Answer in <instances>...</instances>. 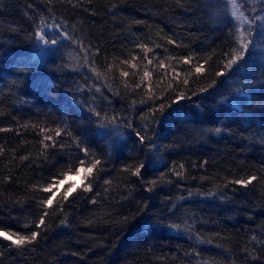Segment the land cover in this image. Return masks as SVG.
<instances>
[{"label": "trees", "instance_id": "1", "mask_svg": "<svg viewBox=\"0 0 264 264\" xmlns=\"http://www.w3.org/2000/svg\"><path fill=\"white\" fill-rule=\"evenodd\" d=\"M241 1L245 16L264 15L261 2ZM231 7L229 0H83L79 7L0 0V128L12 129L0 132V229L41 231L18 250L0 238V264H264V27L254 29L245 61L226 70L241 30ZM41 18L64 25L70 39L40 43L34 34ZM45 30L48 39H59L55 29ZM78 41L99 54L86 60ZM141 81L135 90L124 87ZM46 121L54 132H41ZM70 121L76 139L66 136L63 147L47 152L43 137H55L56 129L63 137ZM83 147L103 163L94 169L101 191L97 183L98 195L76 190L66 202L56 196L45 209L43 185L65 171L71 149ZM168 150L179 159L164 164L161 152ZM141 164L140 176L133 175ZM251 175L258 179L247 188L228 183ZM183 177L188 185L178 193L173 182ZM44 210L46 231L35 227ZM172 220L179 225L170 227ZM175 228L187 247L182 251L159 245L176 242Z\"/></svg>", "mask_w": 264, "mask_h": 264}, {"label": "snow or ice", "instance_id": "2", "mask_svg": "<svg viewBox=\"0 0 264 264\" xmlns=\"http://www.w3.org/2000/svg\"><path fill=\"white\" fill-rule=\"evenodd\" d=\"M59 2L71 4L74 7H79L80 4L83 2V0H80V2L75 3V4L73 3V0H59ZM87 2L91 3L92 0H87ZM48 3L52 4L53 0H48ZM229 3L232 5V16L241 21V30H240L239 34L237 35L238 47L234 48L232 50V52L228 54L229 59L227 60V62L224 65V68L226 70L231 69L233 65H239V63L241 61H245L246 56H248L250 54V46L253 44L254 29L257 26L264 27V15H256L254 12L252 17L245 16L244 13L241 12L239 7L237 6L236 0H229ZM261 3H262V7H261L260 11L264 12V0H261ZM257 21H259V25H257V23H256ZM136 23H142V21H136ZM244 24H246L248 26L246 31L243 29ZM48 27H51L57 31V33L59 35V39H57L55 36L51 39L47 38L48 33L45 29ZM34 35H35V38L45 46H47V45L56 46L60 42V39H63V40L70 39L69 34L66 31H64V25L58 24L55 20L52 21L51 25H48L43 18H41L40 24L37 26V30L35 31ZM77 43H78L81 51L84 52L86 60H87L90 53H91V55H98L99 54L98 49L94 53H92L89 48L84 46L83 42L78 41ZM167 43L176 45L178 47L181 46V45L177 44V42L175 40H172L170 38L167 40ZM138 47L143 49L145 52L152 51V49L148 48L147 44H139ZM156 47H161V45L157 44ZM132 59L135 60V59H137V57L133 56ZM145 59L147 60L148 64H152V60L148 59L147 56H145ZM180 59L182 60V62L184 64H191V62H192L191 57H181ZM206 62L207 61H205V63ZM121 63L128 64V63H130V61L124 60ZM131 66L133 68H135L136 64L132 63ZM163 66H164V61L161 60L159 62V65H157V67L163 68ZM202 68H203V64H197V66L195 67L194 70L196 73H200ZM92 71L97 75V77H99L101 75V73L95 67L92 68ZM108 71H111V65L108 66ZM224 74H225L224 71H217L215 73L216 76H223ZM120 75L122 77H127L129 75V73L127 71H124V72H121ZM144 75L148 76L149 73L147 71H145ZM167 75L168 74L165 73V76H167ZM187 83H188V81H187V79H185L183 81V84L186 85ZM214 83H215V81H213V84ZM141 86H142V81L140 84H136L135 86L130 85L127 82H125V84H124L125 88L133 87V90H135V88H139ZM203 91H207V88L203 89ZM184 98H185V94L180 93L178 99H184ZM162 109H163V106H161L160 110H162ZM95 115L97 117H99L100 113L96 112ZM104 119H107V117H105ZM112 122L113 123L115 122L114 117L112 118ZM104 126L105 125H103V124L101 125V127H104ZM22 127H28V125H23ZM32 127H36V125H32ZM40 130H41V132L51 131L50 129H45V128H41ZM7 131H12V129L0 128V132H7ZM217 131H219V129H217ZM67 134L71 135L70 132ZM60 135H61V130L56 129L55 130V136H60ZM137 136H139V139L141 142L145 141V137L143 135H141L139 132H137ZM52 140H53V136L45 135L43 137L41 143L43 144V147L45 149H47L49 147H55V143H52V144L46 143V141H52ZM76 144H77V147H80L78 140H76ZM61 147H63V145H61ZM81 151L84 153L85 157L89 156V150L87 147L81 148ZM3 152H4L3 146H0V154H3ZM21 159L28 160L29 156H23V157H21ZM100 163H101V161L98 158L94 159V162L92 163L91 167H88L87 169H85L83 166L84 161L81 160L80 166L78 168H76L74 171L72 169H69L68 171L62 172L61 176L63 177V179H59L58 177H54L52 182L49 183L47 186H45L42 189V191L53 192V189L55 187H57V184L58 183H64V181L68 178L69 174L79 175L80 173L84 172L85 170L90 174V173H92L93 169H95ZM204 163H207V161H205ZM143 167H144L143 164L139 165V167L135 168V170L132 172V174L135 176H140V172H141V169ZM180 167L183 168V165H181ZM176 174L180 175V173H176ZM6 179H10V177H6ZM257 179H258V177L256 175H251V176H248L246 178L232 179L228 183L232 184V185H239L240 187H243V188H247L250 184L253 183V181H256ZM105 183H110V181H105ZM152 184L155 185V181H152ZM73 187H75V185H73ZM225 187H227V185H225ZM235 190L236 189H233V191H235ZM84 191H91V185L84 186ZM148 191H152V188L150 187L148 189ZM71 194H72V188H68L67 191L64 192L63 202H66L68 200V197ZM55 198H56L55 193H53L51 196L46 197L45 199L41 200L40 204L42 206H44L45 209L51 208ZM91 202L94 204L96 203L95 200H92ZM59 210L63 211V203H61ZM49 215H50V212L47 210H44L39 215V218L36 221L35 227L37 229H41L43 231H46L47 227H46L45 218L48 217ZM24 226L28 227L29 225L25 224ZM40 235H41V231H35V230L32 231L28 235H22L19 232H10V231L0 230V238H3L6 241H10L11 245L15 246L17 248H20L26 244L34 243ZM252 239L256 240V237L253 236ZM0 255H2V253H0ZM249 255H252V254L249 253ZM252 258L255 260L260 259L259 256H255V255H252Z\"/></svg>", "mask_w": 264, "mask_h": 264}, {"label": "rangeland", "instance_id": "3", "mask_svg": "<svg viewBox=\"0 0 264 264\" xmlns=\"http://www.w3.org/2000/svg\"><path fill=\"white\" fill-rule=\"evenodd\" d=\"M244 1V4H246V5H248V6H253V1L254 0H242L241 2H243ZM256 1H258L259 3L261 2L260 0H256ZM236 3H237V0H236ZM238 6V5H237ZM239 7V6H238ZM239 9H240V7H239ZM240 11H241V9H240ZM230 12H232V7L230 8ZM241 12H243V11H241ZM235 18V17H234ZM236 19V21H238V23L241 25V21L240 20H238L237 18H235ZM243 27H248L246 24H244L243 25ZM69 105H72L73 106V104L74 103H68ZM49 125V122L47 123V121H46V123H44V127H45V129H50L51 131H49V132H54L53 131V129L54 128H52L53 127V124L52 125H50V126H48ZM73 125H74V123H73V121L71 122L70 121V126H68V128L66 129V131H67V133H71V135H68L67 133H66V135H64L63 137H61V138H59L58 136H55L54 137V135L52 134L51 136H53L54 138H53V140L51 141V143H55V147H49V148H47L46 149V151L47 152H49V151H55V150H57L59 147H61V145L60 144H62L63 142H65V140H66V136L68 137V138H70V139H74L75 137H76V133L77 132H75L74 133V131H72V127H73ZM65 131V132H66ZM76 139V138H75ZM132 145V146H131ZM137 145H138V143H137ZM135 143H131L130 144V146L134 149L136 146H137ZM41 146V145H40ZM41 148H42V146H41ZM138 148H140V147H138ZM131 150V149H130ZM140 150V149H139ZM89 151L91 152V149L89 148ZM70 152H71V159L68 161V162H64L63 163V169H65V171H68L69 169H72L73 171L76 169V168H78L79 166H80V161L81 160H83V161H85L84 162V164H83V166H84V168L85 169H87L88 167H91V165L89 166V164L90 163H93L94 162V159H97L96 157H95V155H93V154H90L89 153V156H87V157H85V155H84V153L81 151H79V150H77V148H74V150L73 149H71L70 150ZM135 154H136V156H140V157H143L144 156V154H141V153H139V151H138V153L137 152H134ZM45 154V153H44ZM161 154L163 155V157H165V158H161V162H163L164 164H170L171 162H174V161H177L178 159H179V157L177 156L178 154H176V153H174V151L173 150H168V151H163V152H161ZM75 156H77L78 158L76 159V161H75ZM129 156H132V155H128V154H120L117 158H126V159H129ZM104 158H106L107 159V157H104ZM113 158V157H112ZM116 158V159H117ZM170 161V162H169ZM90 162V163H89ZM89 163V164H88ZM102 162L98 165V167H100V169L102 168ZM64 165H66L65 167H64ZM189 166V165H188ZM163 168H162V166L161 165H158L157 166V170L159 171V172H161V171H163L162 170ZM186 170L188 171H192V172H195L196 173V171H194V169L193 168H191L190 166H189V169H188V167L186 168ZM64 171V172H65ZM102 171V170H101ZM158 172V173H159ZM62 173V172H61ZM61 173H59V174H57V177L59 178V179H63V177L61 176ZM158 173H154L153 175H152V177L150 178V181L151 180H154L155 178H156V176L158 175ZM163 173H165V176H167L168 177V173L165 171H163ZM169 173L171 174V172L169 171ZM95 174L96 173H94V169H93V171H92V173H88L86 170L84 171V172H82V173H80L79 175H73V174H69L68 175V178L64 181V183H58L57 184V187H55L54 189H53V192H45V194L47 195V197H49V196H51L53 193H55V196H61V197H63V195H64V192L65 191H67V189L68 188H72V193H74L76 190H80V191H83L84 193H87V192H90V191H84V186H86V185H91V191L93 190V192L95 193V194H99V192H97L96 191V188H97V177L95 176ZM160 175V174H159ZM161 175H164V174H161ZM54 177H56V176H50L49 178H48V181L45 183V185H43V187H42V189L45 187V186H47L49 183H51L52 182V180H53V178ZM154 177V178H153ZM169 178L171 179V178H173V177H170L169 176ZM185 177H183V179H180V181L178 182V180H175V181H177L178 183H175V182H173V185H177V187H176V190H177V192L178 193H181V192H184V191H186V185H188L187 184V181H186V179H184ZM73 185H75V187H73ZM97 190H99V191H101V188L99 187V183H98V189ZM55 201V200H54ZM54 201H53V203H54ZM155 203H156V201H155ZM151 205H152V203H150ZM154 204V203H153ZM150 205V206H151ZM158 206L159 207H161V204H158ZM150 208L148 207L147 208V211L146 212H148V210H149ZM159 211V210H158ZM152 216H154V212H152V213H150ZM150 214H149V212H148V215L147 216H150ZM174 222V223H173ZM178 222H176V221H171L170 223H168V224H170V227L172 226V225H179V224H177ZM14 228V227H13ZM166 228H168V226L166 227ZM176 229V231H174V235H175V237H176V242H173V243H170V242H168V241H166V239L165 240H162V239H159V242H160V244L159 245H163V244H167V245H169V247H177V249H179V251H182V250H184V249H186L187 247H186V244L184 243V239L183 238H181V236H182V234H180V233H178V229L177 228H175ZM1 230V229H0ZM3 231H10V230H3ZM10 232H12V231H10ZM29 234V233H28ZM28 234H26V235H28ZM165 242V243H164ZM14 249H20V248H23L24 246H22V247H20V248H17V247H15V246H12ZM251 248H254V249H261V246L260 247H258V246H250ZM187 251H188V249H187ZM199 256H201V255H199ZM243 257H244V255H243ZM242 256L240 257V260H242V258H243ZM180 261H182V260H180ZM183 263H185V264H187V263H189V264H192V263H190L189 261H188V259L187 260H184L183 261Z\"/></svg>", "mask_w": 264, "mask_h": 264}]
</instances>
